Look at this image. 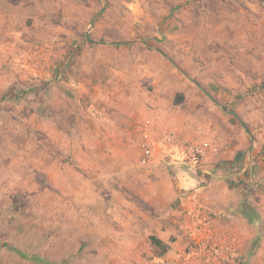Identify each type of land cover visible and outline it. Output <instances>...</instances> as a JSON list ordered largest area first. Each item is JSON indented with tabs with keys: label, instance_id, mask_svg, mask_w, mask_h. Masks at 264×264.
<instances>
[{
	"label": "rangeland",
	"instance_id": "obj_1",
	"mask_svg": "<svg viewBox=\"0 0 264 264\" xmlns=\"http://www.w3.org/2000/svg\"><path fill=\"white\" fill-rule=\"evenodd\" d=\"M214 95L263 141L218 163L241 219L211 237L252 219L257 241L226 264H264V0H0V264H150L151 236L184 247L179 185L146 151L173 138L208 210L216 171L198 148L237 122Z\"/></svg>",
	"mask_w": 264,
	"mask_h": 264
},
{
	"label": "crops",
	"instance_id": "obj_2",
	"mask_svg": "<svg viewBox=\"0 0 264 264\" xmlns=\"http://www.w3.org/2000/svg\"><path fill=\"white\" fill-rule=\"evenodd\" d=\"M216 99H220V98L219 96L214 95V99L212 100L219 106H222ZM222 107L224 109L223 112L226 114L227 111L226 106H222ZM242 111L237 110L232 112H235L240 119H243L241 121L245 123L247 129L244 128V126L238 121V119L237 122L233 123L231 119H227L226 116H223L220 122L216 123L213 127L212 126L210 127V132H208V136L206 135L207 136L206 138L210 140V143L205 144V146H201L206 156L205 162H202L203 163L202 167L205 169L204 171L208 173L207 175L204 174V177L209 178L211 174H213L214 171H216L213 177L209 178L213 184L212 186L213 191H211L210 193L209 200L207 202L203 201L207 203L206 207L208 210H206V213L211 216L212 225H214V227L216 228L223 226L224 229L222 230H224L225 232H228L226 230L231 229L230 227L227 226V224L230 225V221L228 220L230 217L237 218L238 216L241 219L240 207H239L240 204L237 200H235V202L233 201L232 194L230 192H227L226 189L223 191L224 194H219L217 193V190H215V187L219 185L221 186L223 184H227L226 182L228 181L227 178L228 175L226 173L227 172L226 169H224V167H221L220 164L218 163L222 160L228 161L230 163L229 164L230 166L235 161L236 157H238L239 159V157L244 155L247 151H249V156L252 157L254 154V150L255 152H257L258 149L262 147V142L260 143V141H263L262 137L259 138V135L263 136V134H259L258 139L260 141L252 142L253 140L251 139V137L252 135H254L253 131L252 134L247 133L251 141L246 139L248 137L245 135L246 133H244V130L246 132H248L249 130L248 128H250V130H253L254 123L250 119H248V114ZM227 112L232 114L230 110H228ZM228 123H230L229 125L236 130L239 137L238 141H236L233 138V136L228 134V129H227ZM213 129H215V131H213ZM216 134H218V136H216ZM232 143L234 144L233 146L230 145ZM253 143L254 145L251 146ZM158 147H160L159 150L156 147L151 148L152 154L155 157L154 162L156 164L154 166L156 165L165 166L164 168L169 166V168L166 169L167 170L171 169V172L170 171L167 172L169 175L166 176L170 178L171 175L178 183L180 190H176L177 191L176 195L178 194L180 195V198L182 199L184 205L182 206V208L184 212H186L185 210L191 207L190 205L193 204L192 199L195 198V200H197V197H201L202 194L204 193L203 188H199L197 191L194 192L191 190L193 186L199 187V184L196 179L200 173L202 174V172L200 173L197 172V174L194 175L195 168L192 167L189 168L186 167L184 164H182L186 156H185V150L181 146L168 151L165 149V146H163V142H160V145ZM159 151H163V152L161 153ZM168 156L171 157V160L165 161L164 157H168ZM224 166L226 167V165ZM216 167H218L217 170ZM226 168L228 169V167ZM172 172L173 174H170ZM183 196L184 198H182ZM220 198L222 204L225 203L223 204V206L218 205ZM252 224H253L252 219L240 220V226L242 225V228L244 230H242L241 234L238 233L237 231L233 233L234 236L233 240L239 245V247L241 245L242 246L246 245L244 241H248V243L251 244L252 246H254L253 245L254 243H252V241L253 242L257 241L252 238L253 236L250 233V228L253 227ZM237 227L239 228V226H236V228ZM244 235L245 236L247 235L246 238H244ZM161 239L165 240L164 238Z\"/></svg>",
	"mask_w": 264,
	"mask_h": 264
},
{
	"label": "built area",
	"instance_id": "obj_3",
	"mask_svg": "<svg viewBox=\"0 0 264 264\" xmlns=\"http://www.w3.org/2000/svg\"><path fill=\"white\" fill-rule=\"evenodd\" d=\"M163 146L168 151L179 147L178 143L169 136L164 140ZM198 151L201 152L202 148H198ZM152 158L150 149L146 153V161L150 162ZM190 206L185 211L195 226V232L190 237L191 241L179 250L173 249L165 256L153 259L150 264H226L231 260L229 257L233 253L234 256L238 253L240 247L234 240L229 238L222 242L211 237L213 229L211 216L204 208H198L197 201H193ZM208 233L209 238H207Z\"/></svg>",
	"mask_w": 264,
	"mask_h": 264
},
{
	"label": "trees",
	"instance_id": "obj_4",
	"mask_svg": "<svg viewBox=\"0 0 264 264\" xmlns=\"http://www.w3.org/2000/svg\"><path fill=\"white\" fill-rule=\"evenodd\" d=\"M232 115L238 119V121L244 126V128H246V125L243 121H241V119L239 118V116L235 113V112H231ZM247 129V128H246ZM150 240L152 242V244L158 249L160 250L159 252V256H164L165 254H167L170 250V247H168L167 244H165V242L163 240H161L160 238L156 237V236H151ZM16 251V250H15ZM23 257H27L25 254L23 255Z\"/></svg>",
	"mask_w": 264,
	"mask_h": 264
}]
</instances>
